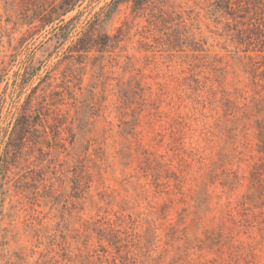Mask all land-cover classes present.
<instances>
[{"label": "rangeland", "instance_id": "rangeland-1", "mask_svg": "<svg viewBox=\"0 0 264 264\" xmlns=\"http://www.w3.org/2000/svg\"><path fill=\"white\" fill-rule=\"evenodd\" d=\"M61 1L0 0V264H264V0Z\"/></svg>", "mask_w": 264, "mask_h": 264}, {"label": "trees", "instance_id": "trees-1", "mask_svg": "<svg viewBox=\"0 0 264 264\" xmlns=\"http://www.w3.org/2000/svg\"><path fill=\"white\" fill-rule=\"evenodd\" d=\"M77 1L78 0H62L61 3L55 5L54 11L50 14V16L55 15L56 18L58 19L63 17L64 15H66L67 13L71 12L74 9L75 3H77ZM131 2L134 5V11L138 12L140 10L143 11L146 10L143 9L145 8L144 7L145 4L143 3V0H114L110 4L111 5L109 11L110 13L109 12L108 13L109 14L114 13L116 12L117 8L120 5L128 4ZM218 3L224 5V8L229 10H232L235 5H239V3L234 0H218ZM106 18L107 17H105L102 20L98 19L96 22H94L93 25L90 27V29L85 33V35L79 39L78 51L89 52L94 44H99V42H101V44L105 45L106 41L110 40V37H108L107 35L105 34L101 35V24ZM261 111L264 112V109H262ZM256 125H257V129L259 130L258 136L260 140L259 146L261 147L260 152L264 153V121L258 119ZM255 175H258L257 172H255Z\"/></svg>", "mask_w": 264, "mask_h": 264}]
</instances>
